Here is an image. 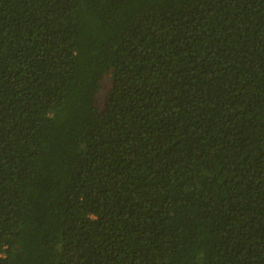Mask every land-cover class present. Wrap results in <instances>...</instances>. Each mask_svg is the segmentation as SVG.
I'll return each instance as SVG.
<instances>
[{
  "label": "trees",
  "instance_id": "trees-1",
  "mask_svg": "<svg viewBox=\"0 0 264 264\" xmlns=\"http://www.w3.org/2000/svg\"><path fill=\"white\" fill-rule=\"evenodd\" d=\"M0 264H264V0H0Z\"/></svg>",
  "mask_w": 264,
  "mask_h": 264
},
{
  "label": "rangeland",
  "instance_id": "rangeland-1",
  "mask_svg": "<svg viewBox=\"0 0 264 264\" xmlns=\"http://www.w3.org/2000/svg\"><path fill=\"white\" fill-rule=\"evenodd\" d=\"M108 83H109V77H107V78L105 79V81H104V90H103V92H102V93L100 94V96H99L100 101H103V100H104L105 93H106V89H105V87L108 85Z\"/></svg>",
  "mask_w": 264,
  "mask_h": 264
}]
</instances>
